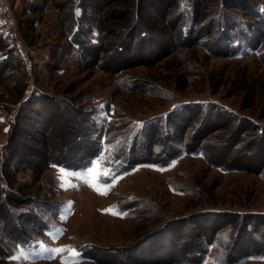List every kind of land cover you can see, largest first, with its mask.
<instances>
[{
	"label": "rangeland",
	"instance_id": "1",
	"mask_svg": "<svg viewBox=\"0 0 264 264\" xmlns=\"http://www.w3.org/2000/svg\"><path fill=\"white\" fill-rule=\"evenodd\" d=\"M150 1L158 3L147 0L149 6ZM213 1L204 0L203 6L213 8ZM251 1L254 5L245 10L246 0H224L227 5H237L230 9L240 17L230 16L242 26L245 38L223 40L220 47L211 43V52L197 46L198 43L191 49L177 48V53L157 62L112 72L89 59L79 61L78 56L65 55L71 0H0V33L9 46L20 50L29 66L26 73L13 74L12 66L17 59L12 58L7 70L11 74L0 80V149L6 157L0 155V174L5 171V180L13 189L30 194L29 198L37 202L51 203L59 197L65 201L57 219L51 221V227L55 225L53 230L45 233L47 241L15 246L6 260L0 258V264H228L219 258L228 247L217 246V238L230 229L233 231L221 237L224 241L232 240L237 230L239 233L232 253L238 260L229 264H264V57L257 55L264 48V27L261 30L259 27L264 23V0ZM104 2L107 5L103 9L119 4L113 0ZM149 8L143 20L155 24V29L162 32L161 43H178L176 29L153 7ZM90 9L93 11L89 6L85 12L90 13ZM173 9L167 16H173ZM78 10L80 15L84 13L83 7ZM253 11L261 17L252 16ZM96 13L99 15L97 10ZM245 20L256 24L248 25ZM114 21L117 19L111 17L108 27ZM90 25L94 28L92 39L102 40L105 33L98 31L97 22L91 21ZM102 31H108L112 38L117 36L116 30ZM216 33L215 26L208 34ZM256 35L261 41L257 49L255 44H249ZM0 49L5 50L3 46ZM180 51L184 55H178ZM137 52L135 44L129 55H140ZM153 54L157 56L158 50ZM143 55H149L147 50ZM122 76L135 79L136 87L129 90L119 86L117 79ZM25 78L29 83H25ZM151 81L164 85V90L151 89L153 93L148 94L146 87ZM34 86L42 95L33 94L31 98L38 100L22 104L14 125L17 101L31 93ZM46 94L51 99L42 97ZM106 100L110 101L108 116L114 114V108L120 109L131 115L130 122L135 123V128L143 126L144 119L190 101H215L235 117L222 110L207 114L199 110L186 126L182 123L188 133L203 129L201 126L207 120L211 123L208 127L217 125L208 131L207 137L218 141L211 144L218 156L213 157L207 143L208 158L202 150L196 153L183 150L175 139L172 144L175 142L181 149L167 164L140 163L119 173L112 165L104 166L106 156L101 153L81 168L48 167V160L40 155L42 151L52 156L61 152L67 161L79 162L95 148L94 142L85 137L89 124L84 104L90 102L95 107ZM183 115L191 117V112L184 111ZM239 117L251 119L246 132H256L258 136H231ZM176 118L172 120L175 129ZM150 130H145L140 143L156 150L148 156L136 151L126 159H155L170 153L164 140L166 131L158 128L154 136L148 133ZM116 139L117 146L121 139ZM11 150L17 153L9 162L6 154ZM172 150L177 151L174 145ZM97 161L105 173L98 181L93 180L100 191L86 183L89 169ZM0 178L4 179L3 175ZM52 183L60 196L50 192ZM104 190L106 194H101ZM7 210L4 214L9 213L12 222L23 227H17L21 232L16 235L31 240L29 235L40 233L39 223ZM5 227L13 229V224ZM6 233L11 239L15 236ZM12 242L15 243L13 239ZM88 245L90 249L85 256L77 251L76 247ZM57 249L65 251L57 253L54 251ZM204 253V259L192 262Z\"/></svg>",
	"mask_w": 264,
	"mask_h": 264
},
{
	"label": "trees",
	"instance_id": "2",
	"mask_svg": "<svg viewBox=\"0 0 264 264\" xmlns=\"http://www.w3.org/2000/svg\"><path fill=\"white\" fill-rule=\"evenodd\" d=\"M104 1L105 0H71L72 9L70 12V19L68 22H66L69 27L67 32L68 47H63L66 56H73L74 58L78 56V58L80 57L79 61H82L83 59H89L90 62L92 61L91 63L94 62L97 66L102 67L105 70L118 72L121 69L136 66L137 64L147 65L155 61L157 62L160 58L171 54L172 52L177 53V48L191 49L198 43L199 45L197 46H200L211 52V49L209 48L211 43L220 47L221 41L223 40H229L230 38L234 37L245 38L241 32L242 26L236 21V19L234 20L230 16L232 15L235 17H240L237 14H234V12L230 9L236 4L230 3L227 5L225 4L224 0L213 1V8L203 6L204 0H169L166 2L165 0H158V3L150 1V6L148 5L147 0H113L119 2V4L113 8L103 9V7L107 5V3ZM99 3H103V5H97ZM67 5L66 3L64 4L65 9H67ZM85 5L86 8L91 6L93 11L90 9V13L85 12L87 11ZM244 5L243 7H245V10H248L247 6H253L254 3L251 0H246ZM82 7L84 8V13L82 12L80 15V11L78 9H81ZM149 7H153V9H155L156 12L161 15V18H165L166 21L176 29L175 36L176 40L179 41L178 43H168L166 41L163 42L165 44L161 43L160 35H162V32H159V30L155 29V24L152 25L149 22L143 20L144 15H146L150 10ZM172 9L173 16H167L168 12L172 11ZM95 10L99 12V15L97 13L95 14ZM251 14L252 16L258 18L259 16L261 17V15L256 11L251 12ZM111 17L117 19V21L110 23L108 27L107 24H109L108 21ZM91 21H96L98 24V31L102 34L105 33V36L102 40L95 41L92 39L91 34L94 28L90 25ZM245 22H247L248 25L253 26L256 24L251 23L248 20H245ZM215 26L217 27L218 33L213 36H209V31ZM259 27L261 30V28L264 27V23L259 25ZM106 28L108 30H116L117 36L115 38L110 37V35H108V31H105ZM102 29H104L105 32H103ZM259 40L260 38L257 36V38L252 40L249 44H255V48L257 49L261 44V41ZM8 44V40L0 33V48L3 46L5 49H0V80H5V78H8L11 74V72H8L7 70L10 67L9 61H12V58L17 59L16 64L12 66L13 74L26 73L27 68H29L27 61L21 54L20 50L16 46H9ZM135 44H137V48H139V52L137 53H140V55L136 53L137 55L133 57L129 55V53H131ZM109 48H111V50H108ZM106 50L107 52L104 53ZM145 50H147L149 53L148 56L143 55ZM156 50H158L159 54L157 56H153V53ZM178 55L182 56L184 53L180 51ZM257 55L259 57H264V48L261 49ZM103 58H105V60ZM7 80L10 81L11 79L9 78ZM134 80L135 79L129 78L128 76H122L118 77L117 84L125 89L130 90L136 87ZM26 82L29 83L27 78H25V83ZM164 88V85L161 83L151 81L147 83L146 91L148 94H152L155 89L163 91ZM151 89H153V91ZM33 94L35 96L36 94H39V96L42 95L36 86H34L31 93L25 94L21 100L17 101L19 105L16 109L15 117L13 119L14 125L18 121L22 104H27V102L30 101L35 102L38 100V98H35L34 100L31 98ZM42 97H48L51 99V97L47 94L43 95ZM90 104V102L84 104V111L88 116L87 122L89 124L87 127L88 132H86L87 134L85 137L88 141L94 142V151H92L93 149L89 150L87 155L79 162L67 161L66 158H63L61 152L52 156L51 154H47L42 151L40 155L43 159L48 160L46 164L48 167L64 165L66 167L68 166L76 169L81 168L87 166L93 159L98 157L99 154L103 153L106 156L105 160L103 161L104 166L110 167L112 165L111 168L113 170L122 173L140 163L167 164L170 160L176 158L180 152L178 149L180 147L178 145L176 146L175 142L181 143L182 149L189 153H196L202 150L204 156L208 158L209 156L207 153L206 143L207 145L211 146V144H217L218 141L208 140L207 133L211 128V130H214L217 125L208 127L211 123H209L207 120L205 123L203 122L204 126H201L203 129L199 127L193 129V131L189 133L186 131L187 128L183 126L187 125V121L193 120L194 116L197 115L199 110H205V114L209 113L210 111L213 113L222 110L224 111V114L235 117V114L231 113L230 111L228 112L226 109L224 110L223 107L218 105L215 101H190L176 105L163 114L152 116L147 120L144 119V125L138 126L140 128H135V123L130 122L131 115L124 114L120 109L114 108L112 110L114 114L111 117L108 116L110 101L106 100L103 104L100 102L96 104L95 107H92ZM3 106L4 105H2V107ZM184 111H190L191 117L184 118ZM173 117H177L176 119L178 120L175 124L176 129L173 128ZM182 123L184 125H182ZM249 124H252L251 119L239 117L237 122H235L230 135H233L234 138H239L242 134L255 137L257 135L256 132H250L249 134L247 133V125ZM147 128H152V130H150L148 133L150 135L153 134L154 136L157 134L158 128H160L162 131L164 130V132L166 131V137L164 140L165 143L167 142L166 146L169 144V148L171 150L170 153L167 154V156L155 159H149L148 157H142L135 160L126 159L128 157H133L136 154V151H143L142 154L144 156H148L152 154L151 151L156 150L150 149V147H147V144L145 145L143 142L140 143L142 134H145V130ZM172 128L174 129L173 131ZM22 136L23 135L18 134V137ZM182 138L183 140L181 141ZM115 139H121V143L119 140L117 142V146L114 144ZM175 139H178L179 141H175L172 144V140ZM170 142L172 144L171 147ZM173 145L176 147L177 151L172 150ZM210 148L213 157L214 155L218 156V151L213 146ZM16 153L17 150H11L10 152H7L6 156L9 162H11L16 157ZM111 154L113 157H111ZM0 155L3 157L5 155L4 153H1V149ZM5 158L6 157H4V159ZM1 163H3V161ZM8 170L9 169L6 168V171ZM4 173L5 171L2 170L0 174L4 177V179L0 178V258H4L6 260L13 253L12 251L15 249V246L18 248L22 244H28V242H33L34 244H40L41 241L45 242L47 239V234L45 233L47 230H53L55 225L51 227V221L54 223V221L57 219L61 207L65 205V201L64 199H59L60 197L51 203L45 200H40L37 202L35 199H30V194L22 193L16 189H13L10 182L5 180ZM50 188V192H52L53 195L60 196V191L54 183L50 185ZM11 202L19 203L20 205H11L9 204ZM44 208H48V211H46ZM5 209H8V212H13V214L15 213L16 215H18V213L19 215L21 214L22 218L26 217V220L28 219L29 221L39 223L40 225L38 228L40 229V233H38V235H29V239L31 238V240L22 238L20 235H16L17 233L21 232L20 230L23 227L21 224H18L19 222L14 224L9 213L6 215L4 214ZM43 215L48 217L45 218ZM5 224L7 226L13 224V229L5 227ZM17 227H21V229L17 231ZM229 231H233V229H230ZM229 231L221 235L220 239L217 238V246L222 247V244H226V248L228 247L227 252L224 253L222 257L219 256L220 260H226L225 263L228 264L238 260L232 256V253L234 252V246L236 244L235 241L239 233V230H237L235 237H232V240L234 241H224V239L221 237L227 235ZM6 232L15 235L12 238L15 242L14 244ZM76 248L78 252H81L85 256V252L90 249V245ZM205 254L206 253L202 254L200 259L197 261L192 262H200L202 259H204ZM197 256L199 255L197 254ZM136 264L142 263L138 262Z\"/></svg>",
	"mask_w": 264,
	"mask_h": 264
},
{
	"label": "snow or ice",
	"instance_id": "3",
	"mask_svg": "<svg viewBox=\"0 0 264 264\" xmlns=\"http://www.w3.org/2000/svg\"><path fill=\"white\" fill-rule=\"evenodd\" d=\"M99 161H97L93 167L91 169H89V173H88V176L89 178L86 180V183L89 184V186L93 187L95 190L97 191H100V188L97 186V183H93V180L95 181H98L99 180V177L101 175H104L105 173H103L100 168H99ZM75 175V174H73ZM71 186V185H70ZM106 191L107 190H104L103 192H101V194H106ZM111 211V210H110ZM113 214H118L116 212L113 211ZM56 251L57 253L61 252V251H65V249H57V250H54ZM73 255H76L75 252H73ZM65 264H67V262H65Z\"/></svg>",
	"mask_w": 264,
	"mask_h": 264
}]
</instances>
